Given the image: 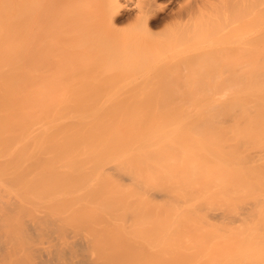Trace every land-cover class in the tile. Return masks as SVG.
<instances>
[{"label": "bare ground", "instance_id": "bare-ground-1", "mask_svg": "<svg viewBox=\"0 0 264 264\" xmlns=\"http://www.w3.org/2000/svg\"><path fill=\"white\" fill-rule=\"evenodd\" d=\"M35 2L0 0V264H264V0H86L75 20L133 25L141 66H193L187 43L208 41L237 71L216 98L68 96L44 78L37 96Z\"/></svg>", "mask_w": 264, "mask_h": 264}, {"label": "rangeland", "instance_id": "rangeland-1", "mask_svg": "<svg viewBox=\"0 0 264 264\" xmlns=\"http://www.w3.org/2000/svg\"><path fill=\"white\" fill-rule=\"evenodd\" d=\"M54 1L64 2L59 7L57 4L53 5V0H36L35 2L38 19L35 20L34 31L42 38L46 47L45 51L39 54L38 42H35L33 46L32 89L37 96H44L46 89L68 86L74 91H80L78 95L72 93L68 96H95L96 98H216L227 96H224L226 91L233 93L237 91L236 68L229 66L221 53L219 55L211 53L214 57L211 54L207 55L206 46L209 42L205 43L206 40L199 39L187 43V45L191 44L189 47L193 45L195 56L191 54L193 51H190L191 53L187 51L190 56L188 58H191L189 62L193 66H186L189 63L184 66L185 62L183 65L175 63L170 67H168L169 64L141 66V64L133 63L139 57L134 54L135 52H129L126 46L134 42H146L147 35L138 32L133 25L127 23L119 24L117 31L109 29V25L99 18L93 20L91 15H88L91 19L88 18L86 21L96 25L100 34L98 36L88 34L80 22H75L82 11L85 13V8L88 6L86 0ZM96 3L100 6L98 1ZM53 6L57 8H52ZM44 13H46L47 23L44 21ZM160 40L162 39L158 38L155 41L159 44L165 41ZM182 47L186 49L187 46ZM175 50H170L168 56L179 54L178 56L183 57L186 53L182 51L184 52L182 54L181 50L179 52ZM167 52L169 51L162 49L165 55ZM206 56L205 61L199 65L194 62V58L201 61L199 57ZM134 57H136L135 60ZM174 57L177 59L176 55ZM188 58L186 57L185 60H189ZM43 78L46 89L39 84ZM232 80L234 85H231ZM195 89L197 93L209 91L211 93H206L204 97L183 95L194 94ZM203 89L206 91L204 92ZM85 93L93 95H84Z\"/></svg>", "mask_w": 264, "mask_h": 264}]
</instances>
